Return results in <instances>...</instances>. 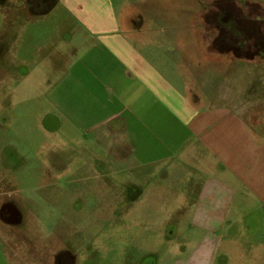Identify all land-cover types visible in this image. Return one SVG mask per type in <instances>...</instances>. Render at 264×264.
<instances>
[{
  "label": "crops",
  "instance_id": "1",
  "mask_svg": "<svg viewBox=\"0 0 264 264\" xmlns=\"http://www.w3.org/2000/svg\"><path fill=\"white\" fill-rule=\"evenodd\" d=\"M241 1L151 0L149 11L144 0H0V37L40 41L56 13L59 35L75 46L97 39L86 52L97 48L117 63L110 91L121 109L90 90L96 77L87 68L66 81L99 110L78 124L75 113L67 118L78 133L98 135L94 142L138 182L162 167L183 181V204L172 211L187 218L171 227L154 264H264V43L248 35L254 56L241 58L207 29L209 11L222 4L241 8L248 28L264 29V0ZM48 117L61 129L62 117ZM11 227L0 218V264H9Z\"/></svg>",
  "mask_w": 264,
  "mask_h": 264
},
{
  "label": "rangeland",
  "instance_id": "2",
  "mask_svg": "<svg viewBox=\"0 0 264 264\" xmlns=\"http://www.w3.org/2000/svg\"><path fill=\"white\" fill-rule=\"evenodd\" d=\"M143 4L151 10V0ZM214 8L209 35L219 36L225 49L239 47V57L252 58L245 25L216 23ZM54 14L40 41L0 37V178L6 179L0 190L14 196L21 209V222L11 227L16 236L3 241L9 264H66L57 261L59 256L73 260L70 264H154L169 247L171 227L183 228L187 218L172 211L183 204V181L162 167L140 183L119 160H111L104 145L94 142L98 135L77 132L67 114L75 113L78 124L79 116L98 112L99 106L86 102L84 89H72L66 80L91 68L96 79L89 81L90 90L120 110L119 92L110 91L119 84L120 70L99 49L86 52L88 42L97 39L77 40L80 45L75 46V40L59 35ZM25 41L27 48L19 54ZM238 77L247 80L242 70ZM49 114L62 117L61 129L46 127ZM93 121L98 120L90 117L88 123Z\"/></svg>",
  "mask_w": 264,
  "mask_h": 264
},
{
  "label": "flooded vegetation",
  "instance_id": "3",
  "mask_svg": "<svg viewBox=\"0 0 264 264\" xmlns=\"http://www.w3.org/2000/svg\"><path fill=\"white\" fill-rule=\"evenodd\" d=\"M239 11L240 10L235 6L229 4H222V5H217L215 7L211 16L213 20L216 21V23L227 24V22H231L232 24H237V25L241 24V26L245 25L247 29L246 30L247 35H250L252 38H256L258 40L257 42L259 43H264L263 30L261 28H256V27L248 28L244 22V18L241 17L242 13H240ZM257 32L262 34V36L259 35L258 37ZM221 34L224 33L221 32ZM237 48L239 49V47ZM55 123L56 122L53 117H48L45 120L46 127L51 131L56 130ZM5 180H6L5 177L0 178V187L2 182H4ZM0 218L3 222L8 223L12 226H15L21 222V209L19 207L18 202L15 200L14 196L10 195V193L1 190H0ZM57 258H58L57 261L61 263L63 262L66 264H70V262L74 263L73 260L62 258L61 256Z\"/></svg>",
  "mask_w": 264,
  "mask_h": 264
},
{
  "label": "trees",
  "instance_id": "4",
  "mask_svg": "<svg viewBox=\"0 0 264 264\" xmlns=\"http://www.w3.org/2000/svg\"><path fill=\"white\" fill-rule=\"evenodd\" d=\"M262 30H263V32H264V29L263 28H261ZM258 30V29H257ZM259 35H261L262 36V34H260L259 32H257V36L259 37ZM264 36V35H263Z\"/></svg>",
  "mask_w": 264,
  "mask_h": 264
}]
</instances>
